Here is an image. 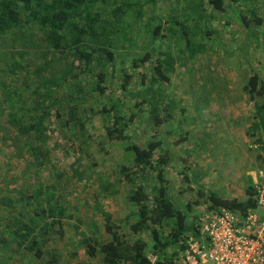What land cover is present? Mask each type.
I'll list each match as a JSON object with an SVG mask.
<instances>
[{"label": "trees", "instance_id": "1", "mask_svg": "<svg viewBox=\"0 0 264 264\" xmlns=\"http://www.w3.org/2000/svg\"><path fill=\"white\" fill-rule=\"evenodd\" d=\"M138 1L0 0V140L9 143L12 151L26 152L31 165L39 169L50 164L45 151L46 135L50 131L45 123L48 118L59 122L64 129L73 128L78 136L85 137L88 132L85 123L101 117L106 142L121 143L131 159L130 164H116L113 179L100 178L96 193L105 197L113 194L117 185L128 184L130 190L126 193L125 203L131 214L124 225L128 235L123 234L122 226L95 203L92 209L101 215L108 240L100 243L85 239L87 256L92 258L99 254L101 264H149L147 255L152 254L157 257V264H177L188 240L199 239V216L194 211L197 200L185 204L183 208L173 202L165 180L170 153L162 150L163 143L155 131L150 139L139 144L132 139L129 129L143 113L147 114L146 124L155 130L173 120L176 108L174 100L166 101L171 76L175 72L171 46L176 43L185 49L180 53L187 51L191 56L202 50L201 45L192 43L196 33L188 25L190 16H184L183 10L180 18L172 14L160 19L154 15V11L151 12L150 20L156 21L157 25L151 31L152 24L145 25L148 29L145 40L148 39L149 44H145L141 55L134 56L130 65L121 70L117 87L122 93L121 99H108L109 104L104 103L101 108H85L84 116L79 117L76 115V105L72 103L67 109L62 108L64 98H60L64 86L75 81L77 86H81V76L87 72H92V93L99 98L108 96L112 73L105 69L110 66L114 70V50L125 43V34L129 33L122 28L123 20L131 18L130 24H134L143 15L141 7L137 9ZM238 1L257 2L199 0L216 13H225L227 7ZM150 2L152 0L145 4ZM247 13L254 25L263 24L255 9ZM239 17L243 22L245 15L241 13ZM207 35L211 37L212 32ZM131 42L128 39L127 43ZM163 45L165 50H162ZM17 51L29 52L37 69L32 77L35 88L30 92V97L33 95L35 100L29 115L21 112L20 100L24 96L21 95V85L25 86L31 78L26 79L22 72L24 62L14 58L13 53ZM51 56L60 62L59 66L65 63L66 68L61 72L55 70V61L50 60ZM96 63H102V67H98L100 69L95 73L91 66ZM140 69L145 70L139 80L142 91L133 92L129 86L135 71ZM243 90L250 99L259 100L254 103V122H257L254 129H263L264 81L257 74L250 73ZM78 92L82 91L72 90L68 96L76 99ZM128 98L135 102L132 109L126 108V112L124 100ZM261 138H264V133L253 143ZM35 142L37 145H33ZM76 160L79 162L81 157ZM95 166L92 163V167ZM184 181L189 184L187 177H184ZM1 186L0 210L12 211L16 204H20L22 210L17 212V216L8 215L3 227L4 235L0 236V249L13 248L16 254L25 252L43 261L46 246L54 237L62 236L60 227L64 212L58 210L56 193L42 186L35 190L32 187L31 192L15 201L13 197L1 193ZM202 192L198 190V197H202ZM245 195V201H238L222 199L213 192H206L210 211L227 209L242 217L256 208L253 186L246 189ZM56 226L58 230H55Z\"/></svg>", "mask_w": 264, "mask_h": 264}, {"label": "rangeland", "instance_id": "2", "mask_svg": "<svg viewBox=\"0 0 264 264\" xmlns=\"http://www.w3.org/2000/svg\"><path fill=\"white\" fill-rule=\"evenodd\" d=\"M147 1L150 0L138 1L137 9L141 7L143 13L139 21L130 24L131 18L123 20L122 28L129 33L125 34V43L114 50V70L110 66L105 69L112 73L108 96L99 98L92 93V72H87L81 76V86H77L75 81L63 87L60 92V98H64L62 108L67 109L73 103L76 105V115L81 117L85 108H101L104 103L109 104L108 99H121L122 93L117 89L121 70L130 65L134 56L141 55L145 44H149L148 39L145 40V31L148 30L145 25L152 24L150 31L157 25L156 21L150 20L151 12L165 19L172 14L180 18L185 10L184 16H190L188 25L196 33L192 43L201 45L202 50L194 51L195 54L191 56L187 51L180 53L184 47L176 43L171 46L175 72L171 76L166 101L174 100V118L171 123L155 130L146 124L147 114L143 113L131 125L129 133L135 142L143 144L151 138L153 131L156 132L163 143L162 150L168 151L171 156L165 170V180L171 199L179 207L197 200L194 211L198 216L210 212L207 191L222 199L245 201V191L252 186L253 174L260 165L258 154L251 149V145L262 137L264 128L254 129V123H257L254 122V103L259 100L250 99L243 86L250 73L257 74L264 81V0L254 3L238 1L227 7L225 13H216L199 0H152L145 4ZM252 9L263 21L260 26L254 25L252 17L249 18L247 11ZM241 13L245 15L243 22L239 17ZM208 32H212L211 37L207 35ZM128 39L132 44L127 43ZM162 50H165L164 45ZM13 54L15 59L24 62L22 72L26 79L31 78L26 84L29 90L26 85H21V95L24 96L20 98L21 112L29 115L35 100L33 95L30 97V92L35 88L32 77L37 70L36 64L30 59L29 52L17 51ZM50 60L55 61L52 56ZM59 63L53 62V67L61 72L66 65L62 63L59 66ZM100 66L102 63H96L91 68L96 73ZM144 73V69L135 71L130 90L142 91L139 80ZM72 90L82 92H78L75 99L68 96ZM134 102V99H125L124 109H132ZM45 123L50 129L45 143L50 164L39 169L31 165L26 152L12 151L9 143L0 140L1 193L17 201L20 196L31 192L32 187L33 190L38 186L52 189L56 193L58 210L64 212L60 227L62 236L54 237L46 246L43 261L25 252L16 254L13 248H2L0 262L101 264L99 254L92 258L87 256L84 243L85 239L100 243L108 240L103 219L92 207L98 203L104 212L111 214L115 223L122 226L121 233L127 234L124 225L129 220L126 218H129L131 210L125 203V197L130 187L126 183L117 185L113 194L104 197L97 195L96 186L100 178L113 179L116 164H130L131 156L124 152L121 143L106 142L101 117L85 123L88 130L85 137L78 136L73 128L64 129L53 118H48ZM80 157L78 162L76 159ZM92 163L96 166L92 167ZM184 177H187L189 184ZM187 189L191 192H185ZM200 189L203 191L202 197H198ZM180 192L182 194L179 195ZM16 205L12 211L0 210V236L4 235L3 227L8 215L17 216V212L22 210L20 204ZM58 229L56 226L55 230Z\"/></svg>", "mask_w": 264, "mask_h": 264}, {"label": "built area", "instance_id": "3", "mask_svg": "<svg viewBox=\"0 0 264 264\" xmlns=\"http://www.w3.org/2000/svg\"><path fill=\"white\" fill-rule=\"evenodd\" d=\"M259 167L253 174L256 208L245 216L221 209L198 217L199 239H189L177 264H264V138L251 145ZM149 264L157 257L148 254Z\"/></svg>", "mask_w": 264, "mask_h": 264}]
</instances>
